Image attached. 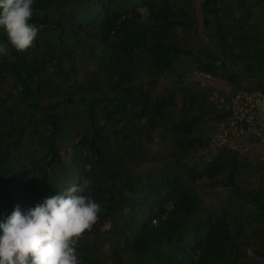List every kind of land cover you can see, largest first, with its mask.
<instances>
[{"label": "rangeland", "instance_id": "374dc122", "mask_svg": "<svg viewBox=\"0 0 264 264\" xmlns=\"http://www.w3.org/2000/svg\"><path fill=\"white\" fill-rule=\"evenodd\" d=\"M48 1L49 9L44 12L34 10L31 22L39 26L51 25L57 30L39 31L33 45L26 50L43 57L48 79L60 82V79H56V73L67 72L69 76L65 79L61 77V80L75 97L114 94L122 86L143 84L154 98H171L173 101L172 108L160 120L162 124L170 126L172 122L185 118L198 119L196 135L200 138V144L191 149H178L175 152L177 156L172 157L168 152V140L149 125L142 129L139 136L124 139L118 135L119 127L113 126L98 114L111 168L110 187L119 192L118 207L105 222V241L94 254L100 264H162L160 254L135 253L125 244L126 238L131 236L130 228L134 224L138 228L148 220L138 203L148 193L149 185L161 186L166 178L174 177L193 183L202 198L196 213L176 217L183 227L180 234L182 244L191 242L197 223L209 212L223 209L231 213V232L235 244L239 246L240 257L252 264H264V256L256 255L257 250H264V246L259 244L263 212L239 200L230 188H208V180L204 175L219 149L227 147L240 154L236 167L239 185L250 189L264 187V96L259 92L234 93L230 79L211 77L197 71L189 72L182 84L171 83L168 78L157 73L143 49L132 53L121 52V48L114 54L103 52L104 47L97 33L100 24L93 23L97 8L92 0ZM107 1L111 7L118 6V16L131 10L127 7V0ZM191 1L196 21L187 15L186 0H170L184 26L167 27L157 22V14L151 12L158 0H131L132 7L141 13L147 24L166 34L179 46L192 51L205 48L220 55L219 49L205 35L201 9L204 0ZM219 5L228 25H237L241 16L248 15L250 9L260 19L258 5L253 2L220 0ZM44 16L48 18L45 23L39 19ZM255 17L249 19L244 31L240 29L235 33L233 41L245 55L256 56L264 62V34L257 27ZM85 30L93 31L86 35ZM112 43L116 44L114 40ZM0 44L6 46V53H0L1 64L11 58L13 50L3 30H0ZM118 60H121L120 63ZM42 86L43 90L36 96L38 102L48 105L62 98L55 89L45 84ZM0 99L6 101V111L2 118L9 126V138L14 140L20 134L25 120L23 108L17 102L13 80H0ZM221 115L227 116L220 119ZM88 122L86 114L64 121L58 138L62 159L56 167L57 186L62 191L76 185L82 189L83 194L88 188V181H82V170L77 169L74 163L78 137L86 131ZM46 132L47 128L42 124L35 129L28 128L20 151L13 152L9 162V170L14 176L6 191L14 200V206H20L22 213H27L31 208L24 184L35 179L38 164L47 157L44 144ZM80 153L83 158L87 154L82 151ZM47 197V191L42 192L40 203ZM14 209L0 208V222L5 221ZM167 210H171V205L167 206Z\"/></svg>", "mask_w": 264, "mask_h": 264}, {"label": "trees", "instance_id": "16d2710c", "mask_svg": "<svg viewBox=\"0 0 264 264\" xmlns=\"http://www.w3.org/2000/svg\"><path fill=\"white\" fill-rule=\"evenodd\" d=\"M92 1L97 8V14L92 17L93 23L100 24L97 33L104 47L103 52L114 54L121 48V52L132 53L143 49L157 73L168 78L171 83L182 84L189 72L197 71L211 77L230 79L234 93L259 92L264 96V62L256 56L245 55L233 41L235 33L240 29L244 31L249 19H254L252 9L247 17L241 16L237 25H228L222 16L220 0H204L201 9L205 35L219 49L220 55H215L205 48L192 51L179 46L166 34L147 24L141 13L132 7L131 0H127L130 12L119 16L116 15L117 5L111 7L107 0ZM246 1L258 5L260 19L255 17V20L264 34V0ZM185 5L187 15L196 21L192 1L186 0ZM48 9V0H35L34 10L44 12ZM151 12L157 14L155 20L163 26H184L170 0H158ZM44 17L39 19L45 23L48 18ZM78 25L82 26L81 23ZM37 26L41 32L57 30L51 25ZM92 31L85 30V34L89 35ZM112 40L116 42L115 45ZM113 63L116 64V60ZM47 75L43 57L28 51L20 53L13 48L11 58L0 64V80L14 81L17 102L23 108L25 120L20 134L11 140L9 126L2 118L6 101L0 99V208L12 210L15 207L14 200L6 191L14 176L9 170V162L13 152L20 151L26 130L35 129L40 124L47 128L44 136L47 157L38 164L35 179L24 184L28 204L31 208L41 204L42 192L47 191L48 197H51L62 191L57 186L56 177V167L62 159L58 138L66 119L86 114L89 122L86 131L78 137L74 163L77 169L82 170V181L87 180L89 183L83 194L93 196L103 211L93 227L78 239L76 247L79 264H100L94 254L105 241L104 236L107 234L103 229L118 207L119 192L110 187L111 168L98 114L119 127L118 135L124 139L139 136L142 129L149 125L168 140V152L172 157L177 156L175 152L178 149H191L200 144V138L196 135L198 119L185 118L172 122L170 126L162 124L160 120L172 108L173 101L171 98H154L143 84L122 86L114 94L75 97L61 80V77L65 79L69 76L67 72L56 73V79H60V82L48 79ZM43 84L55 89L62 98L48 105L38 102L36 96L43 90ZM226 116L221 115L219 118ZM81 151L87 153L84 158L81 157ZM239 156V152L232 148L219 149L213 163L204 172L208 180L207 187L230 188L239 200L263 212L259 244L264 246V187L250 189L239 185L236 168ZM147 190L148 193L139 199L138 205L148 220L138 228L134 224L130 228L131 236L126 238L125 245L132 252L160 254L162 264H252L239 255V246L235 244L231 232V213L227 210L209 212L197 223L191 242L185 245L180 242L183 227L176 217L196 213L202 204L201 194L193 183L180 177L166 178L161 186L150 184ZM168 205H171L170 211L167 210ZM256 255L264 256V250H257Z\"/></svg>", "mask_w": 264, "mask_h": 264}, {"label": "clouds", "instance_id": "9594fccd", "mask_svg": "<svg viewBox=\"0 0 264 264\" xmlns=\"http://www.w3.org/2000/svg\"><path fill=\"white\" fill-rule=\"evenodd\" d=\"M35 0H0V28L17 52L38 37L32 23ZM0 53L6 46L0 44ZM76 185L44 199L22 213L17 205L0 222V264H79L76 244L103 211L93 196Z\"/></svg>", "mask_w": 264, "mask_h": 264}]
</instances>
